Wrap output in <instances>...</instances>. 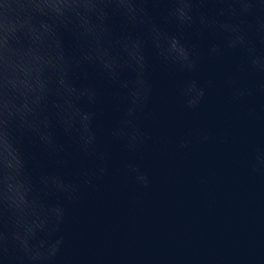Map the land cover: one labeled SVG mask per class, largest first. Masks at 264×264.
<instances>
[{
	"label": "clouds",
	"instance_id": "9594fccd",
	"mask_svg": "<svg viewBox=\"0 0 264 264\" xmlns=\"http://www.w3.org/2000/svg\"><path fill=\"white\" fill-rule=\"evenodd\" d=\"M153 61L181 112L217 93L264 122V0H0V264H138L67 256L65 226L113 174L114 149L120 173L149 187ZM230 139L202 126L175 147ZM246 166L264 179V143Z\"/></svg>",
	"mask_w": 264,
	"mask_h": 264
},
{
	"label": "water",
	"instance_id": "95a60500",
	"mask_svg": "<svg viewBox=\"0 0 264 264\" xmlns=\"http://www.w3.org/2000/svg\"><path fill=\"white\" fill-rule=\"evenodd\" d=\"M153 76L158 123L140 161L150 185L143 189L129 182L114 149L113 174L70 213L66 255L136 258L138 264H264V179L250 175L246 166L251 147L264 143V122L247 121L217 93L200 113L185 114L174 106L171 84L155 61ZM110 122L105 104L100 124ZM202 126L226 130L231 139L176 150L180 136Z\"/></svg>",
	"mask_w": 264,
	"mask_h": 264
}]
</instances>
